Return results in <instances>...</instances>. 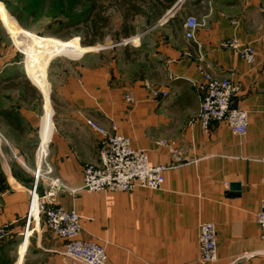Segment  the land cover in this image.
Instances as JSON below:
<instances>
[{"label":"crops","instance_id":"1","mask_svg":"<svg viewBox=\"0 0 264 264\" xmlns=\"http://www.w3.org/2000/svg\"><path fill=\"white\" fill-rule=\"evenodd\" d=\"M189 1L174 14L197 16L191 38L183 35L184 18L176 29L175 15L163 23L156 19L139 36L136 58L123 52L89 66L76 62L57 86L58 108L48 102L46 66L38 75L33 55L23 71L0 49V224L16 228L25 221L34 165L40 168L47 155L51 173L39 179L38 194L49 178L64 186L58 203L78 211L82 239L105 245L106 264H204L198 233L209 221L217 234L213 264H264L262 254L241 258L264 247L254 216L264 197V0ZM230 37L253 46V64L221 46ZM205 70L239 86L232 102L248 113L244 135L233 134L224 121L202 130L197 82ZM44 114L52 116L53 132L48 119L42 126ZM87 116L107 127L115 122L152 164H171L161 187L107 194L83 189L84 166L99 162L100 138ZM41 127L52 136L48 153L39 157ZM231 182L240 187L232 189ZM22 243L24 264H63L65 241L43 217L23 233Z\"/></svg>","mask_w":264,"mask_h":264},{"label":"built area","instance_id":"2","mask_svg":"<svg viewBox=\"0 0 264 264\" xmlns=\"http://www.w3.org/2000/svg\"><path fill=\"white\" fill-rule=\"evenodd\" d=\"M169 18L162 17L158 22L163 23ZM197 21L194 15L189 14L183 20V35L191 38L194 34ZM221 46L230 48L239 54L247 64H253L256 53L250 43L243 42L238 37L222 40ZM201 93V108L197 118L202 130L207 132L212 122H226L233 134L244 135L248 125L246 109L233 105V98L239 91V86L228 77H217L205 70L201 80L197 82ZM165 94V92H163ZM157 94V93H156ZM126 101L132 102L131 95H125ZM87 124L97 131L99 144L97 164L85 165L82 171V188L90 192H127L136 188L157 190L165 179V172L173 167L171 164H152L149 153L145 149L134 148L131 138L119 133L118 126L111 121L109 127L104 126L93 117L85 118ZM1 136V134H0ZM160 145L168 146L174 153L171 145L164 140H159ZM175 160L179 159L177 156ZM264 165V158L261 159ZM47 171L50 170L47 165ZM51 171V170H50ZM48 171V173H50ZM32 188L29 190V206L25 217L24 232L30 228V208L34 200L37 201L38 220L45 219L48 230L57 238L65 241L59 251L63 264H106L107 253L105 245L98 240H84L80 237L83 230L81 216L74 208H65L57 201V197L64 186L57 180L49 178L42 194L37 188L42 172L36 168L33 172ZM70 194L77 191L67 188ZM258 225L260 237L264 242V197L260 199L258 209L254 214ZM10 233L9 224H0V240ZM198 250L199 258L204 264H213L218 259L217 234L212 221L202 222L199 225ZM264 255V247L255 252L244 251L241 258Z\"/></svg>","mask_w":264,"mask_h":264},{"label":"rangeland","instance_id":"3","mask_svg":"<svg viewBox=\"0 0 264 264\" xmlns=\"http://www.w3.org/2000/svg\"><path fill=\"white\" fill-rule=\"evenodd\" d=\"M189 2L175 0L160 19L162 17L170 19L171 15H175L171 18L174 19L173 28H178L180 21L190 13L186 16L182 14L181 18L174 14L175 9ZM150 4L155 5L154 0H0V49L8 51L7 58L23 71L25 61L31 63L34 60L36 63L34 69L38 75L43 73V67L46 66L44 72L45 84L49 87L48 102L53 109L56 106L58 108L61 103H58L55 96L57 86L59 81L65 78V73L75 71L76 62H83L89 66L92 61L98 63L107 55L118 57L123 52L127 53L131 60L136 58L134 47L139 43V36L148 33L154 26ZM191 15L197 20L194 13ZM132 28L134 30L132 34L122 37L123 30ZM127 38L129 40L124 42L123 39ZM90 42L95 43L89 45ZM99 46L105 49H100ZM37 50L41 52H36ZM38 75L36 76L39 77ZM37 77L31 73V78ZM47 106L50 105L46 103ZM44 119L53 124L52 116L44 114ZM47 165L49 166L46 155L40 166L42 172L47 173L44 175L51 173V166L48 173ZM36 167L34 165V171ZM41 218L42 216L39 220ZM39 220L31 218L29 228L31 229ZM24 223L25 221L16 228L10 227L8 236L0 240V248L6 245L7 256L15 257L12 264L22 262ZM28 245L29 237L26 256Z\"/></svg>","mask_w":264,"mask_h":264},{"label":"trees","instance_id":"4","mask_svg":"<svg viewBox=\"0 0 264 264\" xmlns=\"http://www.w3.org/2000/svg\"><path fill=\"white\" fill-rule=\"evenodd\" d=\"M154 2H155V5L150 4L152 6L151 8H152L153 14H152L151 18L153 19V22L156 19L160 18L167 9L171 8V5L175 2V0H154ZM124 17H126V16L124 15ZM133 31H134L133 28L123 30L122 31V37L129 36L130 34L133 33ZM94 43L95 42H90L89 45L94 44ZM7 255L8 254L6 252V245H4V246H2V248H0V264H12L13 263V261L15 260V257L14 258L10 257V256L8 257Z\"/></svg>","mask_w":264,"mask_h":264},{"label":"bare ground","instance_id":"5","mask_svg":"<svg viewBox=\"0 0 264 264\" xmlns=\"http://www.w3.org/2000/svg\"><path fill=\"white\" fill-rule=\"evenodd\" d=\"M45 120V119H44ZM43 120V123H42V126L43 124L45 123ZM52 126V124H51ZM52 132H53V127H52ZM52 132L51 134L48 136L46 135L43 131H42V127H41V136H42V139L40 141V144H39V148H38V152H39V156H44L45 153L47 152V144L52 136ZM30 212H31V217H33L34 219H38V215H37V201L34 200L33 203H32V206L30 208Z\"/></svg>","mask_w":264,"mask_h":264},{"label":"water","instance_id":"6","mask_svg":"<svg viewBox=\"0 0 264 264\" xmlns=\"http://www.w3.org/2000/svg\"><path fill=\"white\" fill-rule=\"evenodd\" d=\"M129 39L127 38V39H123V41L124 42H127ZM122 41V42H123ZM104 47V46H103ZM99 48H102V46L100 47L99 46ZM41 138V137H40ZM230 187L232 188V189H238L239 187H240V184H238V183H235V182H231L230 183ZM14 262V261H13Z\"/></svg>","mask_w":264,"mask_h":264}]
</instances>
